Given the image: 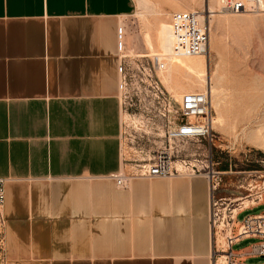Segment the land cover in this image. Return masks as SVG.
<instances>
[{
    "label": "crops",
    "instance_id": "1",
    "mask_svg": "<svg viewBox=\"0 0 264 264\" xmlns=\"http://www.w3.org/2000/svg\"><path fill=\"white\" fill-rule=\"evenodd\" d=\"M135 13L134 0H0L6 264H211L207 179L110 177L118 29Z\"/></svg>",
    "mask_w": 264,
    "mask_h": 264
},
{
    "label": "built area",
    "instance_id": "2",
    "mask_svg": "<svg viewBox=\"0 0 264 264\" xmlns=\"http://www.w3.org/2000/svg\"><path fill=\"white\" fill-rule=\"evenodd\" d=\"M208 1V0H205ZM220 12H264V0H217ZM208 13L190 10L174 13L170 27L175 57L206 53L209 41ZM122 22L118 29V99H119V170L110 177L119 188L132 179L202 176L208 181L209 227L212 234L211 264L249 263L264 258V215H239L257 207L264 199V180L250 186L240 198H215L221 182L212 160L213 117L210 98L205 91H186L176 96L161 81L167 60L149 50H135V66H127V34L140 33ZM204 142L203 148L199 145ZM4 194L0 182V206ZM244 202L248 204L245 205ZM3 223V221H2ZM254 239L245 253L234 245Z\"/></svg>",
    "mask_w": 264,
    "mask_h": 264
},
{
    "label": "rangeland",
    "instance_id": "3",
    "mask_svg": "<svg viewBox=\"0 0 264 264\" xmlns=\"http://www.w3.org/2000/svg\"><path fill=\"white\" fill-rule=\"evenodd\" d=\"M134 2L136 13L128 19L129 29L134 30L137 27L147 52L149 50L150 53L161 54L167 62L169 56L162 54L161 40L164 37L167 39L172 37L171 16L190 10L206 11L212 6L213 13H210L208 18L209 53L188 58L196 59V63L207 62L204 78L207 80L208 75L218 92L219 113L210 101L212 117L218 114L221 116L218 123L212 124L215 135L212 160L218 171L228 173L221 176L214 196L235 199L246 195L250 186L255 185L258 189L264 180V12L254 10L239 13L220 12L217 0H134ZM148 32L153 48L148 45L145 37ZM135 50L131 46L127 47L129 56L127 66L136 65L135 59L131 58L136 53ZM191 72L183 67L172 69V86L175 89L178 87L173 92L176 96L189 91L190 88L192 91L198 90V86L192 83L196 79L198 81L201 76ZM162 75L163 72L161 73L163 83ZM258 134L262 137L261 140L258 139ZM196 145L203 148L205 143L194 146ZM256 213L264 215V204L244 211L238 218L242 219ZM2 224L0 214V264H6L2 252ZM252 240H242L234 245V249L242 248ZM259 261H264V258L248 260L249 263Z\"/></svg>",
    "mask_w": 264,
    "mask_h": 264
},
{
    "label": "bare ground",
    "instance_id": "4",
    "mask_svg": "<svg viewBox=\"0 0 264 264\" xmlns=\"http://www.w3.org/2000/svg\"><path fill=\"white\" fill-rule=\"evenodd\" d=\"M205 6H206V4H205ZM208 8L209 9H207L205 12L208 13L207 15H208V18H209L210 17L209 16L210 13H213V11L211 10L212 6H209ZM145 37H146L148 45L151 48H153V44H152L153 42H152V39H151V36H150L149 32L145 35ZM172 40H173L172 37L170 39H167V38L164 37L161 40L162 41L161 42L162 54L165 55V56H169L166 70L163 71V75H162V76H164L163 77L164 85L169 90L175 92V90H177L178 87L175 89L172 86V82H171L172 69L176 68V70H177V69H179L181 67L189 69V71H192L191 73H194V74H196L198 76L199 75L201 76V78L198 79V81L196 79V81H194L192 84L193 85H197L198 86V90H200V91H204V87H205V84H206V90H207L208 96L210 98V101H211V103L213 102L212 105L214 106L216 112L219 113V110L217 109V107H218V98H217L218 92H217V88L214 85H212V83H211L212 79H210V77L208 75H207V80L204 78L205 77V66L207 65V62L206 63H204V62L196 63V61H195L196 59H189L188 57H175V56H173L172 55L173 54V51H172ZM206 53H209L208 47H207ZM173 64L175 66H172ZM205 80H206V83H205ZM188 90L192 91V88H190ZM220 118H221V116L219 114L217 116H215L213 118V124L218 123V120ZM257 136H258L259 140L262 139V137L259 134Z\"/></svg>",
    "mask_w": 264,
    "mask_h": 264
}]
</instances>
